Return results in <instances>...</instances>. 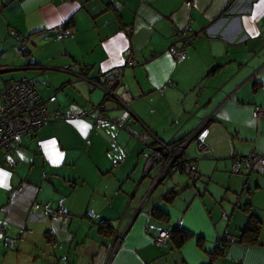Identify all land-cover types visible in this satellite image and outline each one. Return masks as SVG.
Returning <instances> with one entry per match:
<instances>
[{
  "label": "crops",
  "instance_id": "1",
  "mask_svg": "<svg viewBox=\"0 0 264 264\" xmlns=\"http://www.w3.org/2000/svg\"><path fill=\"white\" fill-rule=\"evenodd\" d=\"M191 1L0 0V92L25 77L48 110L93 109L0 149V264H264V171L230 172L235 157L264 153V117L252 116L264 106V0ZM57 26L66 36L57 38ZM183 28L185 43L175 33ZM11 30L27 37L29 55ZM172 46L184 48L181 59ZM116 66V91L131 95L126 105L86 79ZM101 115L110 120L96 128ZM196 129L207 151L195 139L187 149L194 178L169 176L162 185L161 157L146 167L157 150L152 136L179 142ZM209 184L241 195L221 202L226 194L208 192ZM247 201L262 223L258 244L228 242L210 261L217 239L241 235ZM47 202L64 208L67 221L40 220ZM155 209L165 220L153 218ZM150 219L191 236L157 246L145 230Z\"/></svg>",
  "mask_w": 264,
  "mask_h": 264
},
{
  "label": "built area",
  "instance_id": "2",
  "mask_svg": "<svg viewBox=\"0 0 264 264\" xmlns=\"http://www.w3.org/2000/svg\"><path fill=\"white\" fill-rule=\"evenodd\" d=\"M191 0H185V5L190 6ZM57 33V38H63L67 32L63 26L53 28ZM264 30V25H263ZM188 28L176 30L177 36L182 34L180 41L185 43L188 41L186 35ZM10 34L21 45L23 55H29L26 47L27 37L16 30H11ZM169 52L175 60L181 59L185 50L183 47L172 46ZM124 65L130 66L134 64L131 47L124 49ZM64 67V70H67ZM123 72V66H116L107 72L97 76L95 79H88L93 85L99 87L104 92V99L111 100L121 105H126L131 99L129 92L122 91L118 93L116 88L120 85ZM80 78H84L79 76ZM97 108V107H96ZM93 109L83 110L81 112L62 111L61 109L48 110L47 101L40 95L36 88V83L28 78H21L20 80L13 81L4 86L0 92V149L11 147V145L20 139L21 136L32 134L41 126L47 124L51 120L68 121L78 118H88L92 115ZM253 118L264 117V106H255L252 111ZM110 119L104 115L97 117L93 126L96 128L100 126L103 121ZM114 123L122 126V117H115ZM148 134V133H147ZM146 137L150 136V134ZM154 143L157 145V150L149 156L146 167L150 166L155 160L161 157L162 172L159 179L168 173H187L192 179L195 176L197 166L194 159L188 153V147L192 140H196V149L202 155L207 151L206 144L202 141V133L199 130H194L187 137L179 142H163L152 136ZM164 156H161L162 153ZM243 171H264V153L253 152L245 156H237L232 160L230 172L232 174H239ZM45 212L40 214V220L50 219L54 222L64 223L67 221V214L64 208L53 209L50 204L45 203ZM41 205L37 202L34 203L33 209L38 210ZM226 217V215L224 214ZM3 228V227H2ZM146 232L153 238V242L157 246H165L172 238L171 226L165 225L163 222L150 219L146 226ZM234 237L224 235L215 241L216 247L221 248L228 242H233ZM117 247L118 242H115ZM114 243V244H115Z\"/></svg>",
  "mask_w": 264,
  "mask_h": 264
},
{
  "label": "trees",
  "instance_id": "3",
  "mask_svg": "<svg viewBox=\"0 0 264 264\" xmlns=\"http://www.w3.org/2000/svg\"><path fill=\"white\" fill-rule=\"evenodd\" d=\"M174 193H175L174 191L169 192L168 195L164 197V201L169 202L170 198L173 197ZM240 208L248 215V220L246 226L241 232V235L233 236L234 242L238 241L244 244H251V245L258 244L262 223L260 219H258V217L253 213L252 207L248 201L245 202L242 206H240ZM152 214L154 216L153 218L155 219L165 220L164 217L166 214L162 211L155 209L152 212ZM100 228H102V224L100 225ZM171 228H172V239L175 240L177 245H180L182 242H184L191 236L190 232L181 229L180 226L178 225H173L171 226ZM226 246H228V244H224L221 248L217 247L218 250H215L213 252L212 257H210V261H213V259L218 255L223 254L222 249L225 248Z\"/></svg>",
  "mask_w": 264,
  "mask_h": 264
},
{
  "label": "rangeland",
  "instance_id": "4",
  "mask_svg": "<svg viewBox=\"0 0 264 264\" xmlns=\"http://www.w3.org/2000/svg\"><path fill=\"white\" fill-rule=\"evenodd\" d=\"M160 169H161V167L159 165H155L154 166V171L155 172H159ZM185 174L186 173H181V174H174V173L171 174V173H169V175L166 176V179L163 180L162 185H164L170 179L169 176L173 177V179H175V180L177 178H179L180 180H188L187 177H184V176H186ZM182 175H184V176H182ZM257 176H259V175L257 174ZM220 188H222V190H221L222 193L224 192L226 194L225 195L226 196L225 200H222L221 202L228 203V201H227L228 198H232V202H234L238 198V196L241 195L240 194L241 193V190L240 189L239 190H236V189L233 190L234 193L232 195V193H230L229 191H224V189H227V186H223V187L222 186H213L212 184H209V187H208L207 191L208 192L210 191V193L213 191L214 192V195H218L219 196L220 195V192H219ZM221 202H219V203L221 204Z\"/></svg>",
  "mask_w": 264,
  "mask_h": 264
},
{
  "label": "bare ground",
  "instance_id": "5",
  "mask_svg": "<svg viewBox=\"0 0 264 264\" xmlns=\"http://www.w3.org/2000/svg\"><path fill=\"white\" fill-rule=\"evenodd\" d=\"M15 39V38H14ZM125 67V66H124ZM105 73V72H104ZM122 78V77H121ZM121 84V83H120ZM105 102V101H104ZM111 102V101H110ZM116 126V125H115ZM204 136V135H203ZM14 144V143H13ZM162 166V165H161ZM161 171V170H160ZM197 171V170H196ZM182 173H184V172H182ZM158 177V176H157Z\"/></svg>",
  "mask_w": 264,
  "mask_h": 264
},
{
  "label": "water",
  "instance_id": "6",
  "mask_svg": "<svg viewBox=\"0 0 264 264\" xmlns=\"http://www.w3.org/2000/svg\"><path fill=\"white\" fill-rule=\"evenodd\" d=\"M162 155L164 156V155H165V153L163 152V153H162ZM168 174H169V173H168ZM168 174H166V175H168Z\"/></svg>",
  "mask_w": 264,
  "mask_h": 264
}]
</instances>
